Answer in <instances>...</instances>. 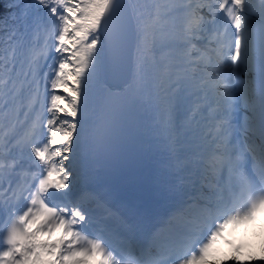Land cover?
<instances>
[{
  "label": "snow or ice",
  "instance_id": "6c2138e0",
  "mask_svg": "<svg viewBox=\"0 0 264 264\" xmlns=\"http://www.w3.org/2000/svg\"><path fill=\"white\" fill-rule=\"evenodd\" d=\"M0 18V264H264V0H12Z\"/></svg>",
  "mask_w": 264,
  "mask_h": 264
},
{
  "label": "rangeland",
  "instance_id": "374dc122",
  "mask_svg": "<svg viewBox=\"0 0 264 264\" xmlns=\"http://www.w3.org/2000/svg\"><path fill=\"white\" fill-rule=\"evenodd\" d=\"M261 216H264V212L261 213ZM246 230L247 231L253 230V227L250 225H246V226H243L240 231L244 233V232H246ZM255 231H256L255 237L256 238L261 237L262 239L261 240H255L253 242L254 247L250 251L240 252L239 254H240L242 259H246V257L249 254H252L254 252L261 253L262 255H264V229L257 228V229H255ZM223 243L224 242L221 239L220 241H218V244H217V247L220 249L221 254L231 255L234 252L233 248H229L228 250H225L223 248Z\"/></svg>",
  "mask_w": 264,
  "mask_h": 264
},
{
  "label": "trees",
  "instance_id": "16d2710c",
  "mask_svg": "<svg viewBox=\"0 0 264 264\" xmlns=\"http://www.w3.org/2000/svg\"><path fill=\"white\" fill-rule=\"evenodd\" d=\"M12 0H0V18H6L10 12L13 11L11 8Z\"/></svg>",
  "mask_w": 264,
  "mask_h": 264
},
{
  "label": "bare ground",
  "instance_id": "6f19581e",
  "mask_svg": "<svg viewBox=\"0 0 264 264\" xmlns=\"http://www.w3.org/2000/svg\"><path fill=\"white\" fill-rule=\"evenodd\" d=\"M233 243H234V246H237V247L239 246V243L237 242V240H234ZM228 247H229L228 244H225V245H224V248H225V249H227Z\"/></svg>",
  "mask_w": 264,
  "mask_h": 264
}]
</instances>
